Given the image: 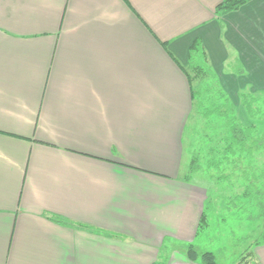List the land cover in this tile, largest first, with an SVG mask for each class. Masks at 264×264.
Instances as JSON below:
<instances>
[{
  "label": "crops",
  "instance_id": "crops-1",
  "mask_svg": "<svg viewBox=\"0 0 264 264\" xmlns=\"http://www.w3.org/2000/svg\"><path fill=\"white\" fill-rule=\"evenodd\" d=\"M220 1L0 0V264H158L166 237L195 238L196 38L208 83L261 122L238 91L264 89V0L216 14Z\"/></svg>",
  "mask_w": 264,
  "mask_h": 264
},
{
  "label": "rangeland",
  "instance_id": "rangeland-1",
  "mask_svg": "<svg viewBox=\"0 0 264 264\" xmlns=\"http://www.w3.org/2000/svg\"><path fill=\"white\" fill-rule=\"evenodd\" d=\"M233 66L241 68L238 64ZM204 87L210 90L207 105L210 106L211 102L224 103L208 83L197 85V89ZM257 94L264 98V94ZM202 96L205 94L202 93ZM258 125L259 132L264 130V118ZM225 133L223 121L215 112L204 116L201 107L195 104L184 136V174L190 176V181L203 184L208 190L204 205L206 223L191 241L166 237L160 248L158 264L167 262L173 255L184 254L189 242L199 252L212 251L218 264H259L254 250L264 243L261 211L264 206V148L254 150L250 166L245 160L238 164L240 168H235L229 161H221ZM193 153L198 155L199 168L189 175ZM250 168L256 170L253 178L250 177L253 171Z\"/></svg>",
  "mask_w": 264,
  "mask_h": 264
},
{
  "label": "trees",
  "instance_id": "trees-1",
  "mask_svg": "<svg viewBox=\"0 0 264 264\" xmlns=\"http://www.w3.org/2000/svg\"><path fill=\"white\" fill-rule=\"evenodd\" d=\"M248 1L250 0H221L215 6V13L224 14L230 11L237 10ZM206 58L207 57L202 45V41L200 38H196L189 49L188 66L190 70L187 72L191 86V97L195 101V104L201 107L204 116H207L211 111H213L223 121L226 133L223 136L225 147L222 150L221 161H229L228 163H231L235 168H240L238 164L246 160L247 164L250 166L252 164L251 157L253 156L254 150L264 148V130L259 132L258 129H260V127L255 121L248 124L243 123L238 118L236 110H234V106L229 103V97L223 94L222 90L214 89V84L208 83L209 81L207 77L209 74V67L207 65ZM242 72H244V70H242ZM212 76L213 75H211V77ZM213 79L211 80V82H213ZM198 81L202 84L208 83V86L213 91L215 90L219 98H223L224 103L211 102L210 106L207 105V96L210 93V90L207 87H204L203 89H197V85L199 84ZM258 92L264 94V89L257 92H252L249 90L244 91V89L238 91V96L240 98L241 104L243 105L249 117L254 120H262L264 118V98H260V96H257ZM202 93H204L205 96H202ZM259 103L261 106L259 105ZM197 156V154L193 153L190 161L189 175L191 174V172H194L199 168ZM210 163H212V161H210ZM253 171L250 175V177L252 178L255 177L256 173V170L254 172ZM189 177L190 176H188V174L185 176L186 179H189ZM261 211L263 219L262 237L264 242L263 205L261 207ZM205 223L206 214L203 210L199 219L197 232ZM184 254L188 260L197 262L199 264H218L215 254L212 251L205 250L199 252L191 242L187 244Z\"/></svg>",
  "mask_w": 264,
  "mask_h": 264
}]
</instances>
